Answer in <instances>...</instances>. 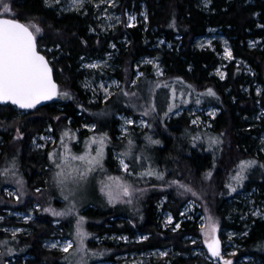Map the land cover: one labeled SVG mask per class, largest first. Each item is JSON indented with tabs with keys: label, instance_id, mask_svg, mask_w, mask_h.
I'll return each mask as SVG.
<instances>
[{
	"label": "rangeland",
	"instance_id": "obj_1",
	"mask_svg": "<svg viewBox=\"0 0 264 264\" xmlns=\"http://www.w3.org/2000/svg\"><path fill=\"white\" fill-rule=\"evenodd\" d=\"M13 2L14 0H4V3L8 5L9 12L4 13L0 6V15L13 17L15 14ZM196 2L201 10H212L210 8L211 0H196ZM243 2L251 3L252 0H243ZM43 3L46 7L54 10L57 15L74 13L80 16H89L91 22H88V30L97 37L104 38L109 34L112 35L103 50L100 49L101 51L94 54L84 53L78 58L79 69L85 71L77 80V87L85 96L87 103L102 104L112 96L118 97L117 100L120 96V98L125 97L135 104L138 102L136 89L124 91L123 83L115 73L120 65L118 60L120 50L128 43L127 35L120 33V26H136L142 38V44H149L148 49L163 45L169 50L176 52L179 50L180 41L177 35L169 39L166 38L164 32H157L156 27H149L148 8L145 0H140L138 3L132 1L129 5L123 4L120 0H82V3L79 0H75V2L74 0H43ZM254 17H256V13H254ZM26 24L28 26L35 24L42 31V28L34 21H27ZM256 26L263 27L259 22H256ZM32 31L35 36L40 34L35 33L34 29ZM174 41L177 42L174 43ZM245 42L250 49H263L264 32L261 35H251L245 38ZM191 47L196 50L211 51L221 60L210 70V75L224 80L228 73L227 66L232 64L243 74V79L239 83L241 93L248 95L252 91L255 97L260 96L263 85L257 79L256 70L244 57L233 54L230 37L225 34L223 27L220 25L207 26L203 33L193 38ZM47 49L51 51L53 48L48 46ZM54 56L51 55L50 60ZM89 65H96V67H89ZM127 66L123 76L128 79L129 65ZM146 69L156 78H166L158 58L152 52H144L133 63L134 77L129 85L136 82L139 77L144 78ZM145 79L155 84L165 81L159 79L160 81L157 82L147 77ZM68 91L69 89L65 87L63 90L61 88L59 90L58 87L59 94L57 93L51 102L55 106H60L69 99ZM229 91L230 87L227 86L224 92L229 93ZM64 93L67 95H63ZM137 95L148 103L154 102L156 98V93L153 90L146 93L140 89L137 91ZM63 96L66 97L63 98ZM231 97L233 100L235 99L233 94ZM176 101L177 97L170 98L166 102V107L172 106ZM111 108L112 104H108L107 114ZM103 109H105L104 106L100 111L105 112ZM136 109L138 110V107H135V111ZM23 111L16 110L18 114ZM134 112L118 111L113 115L116 119L115 137L122 143L118 150L111 151L113 161L111 170L107 167V147L110 143L108 132L102 133V127L94 130L96 124L92 120H82L79 125L73 126L71 118L62 124L58 132L59 136H56L52 124L48 121L40 132H35L29 138L27 146L31 150L39 152L47 149L49 155L56 154L55 159L59 162L60 158L65 155V145L68 148L69 158L72 155L94 156L100 144H93L91 141L93 139L99 141L101 137H106L103 143L101 166H96V170L89 173L86 179H80L78 172L72 171V169L80 171L85 169L86 166L80 161L69 160L70 167L65 168L64 171L66 173L71 171V177L65 179L61 184L57 182L56 176L61 168H57L49 157L50 164L45 163L43 167L35 164V171L30 174V178L26 177L23 170H20L16 159L4 160L0 166L2 176L0 179V264H28V261L35 258L32 254L25 252L24 248H17L15 245L17 240H22L25 243V237L34 230L33 223L40 225V222L50 226L49 233L40 238V245L45 250L53 252L56 262L51 264H156L158 262L172 264L178 257L194 260L192 263L185 262L184 264H225V261H230L231 264H264L260 258L241 252L244 247L243 237L247 235L252 221L264 219V187L262 188L260 185H253L248 189L243 187L248 176L257 177L262 171V162L257 158L264 155V128L261 127L264 121V109L260 100L256 101L255 112L242 115V119L248 124L247 128L250 127L252 130L248 135V142L242 144L243 150L249 151V154L246 158L241 155L236 157L234 162H237L232 163L234 169L231 168L230 174L222 179L221 182L228 186V192L219 206L212 197L215 187L207 172L199 179V182L204 185L203 191H201L200 185L196 187V182L192 183L185 178L168 179L160 183L150 179L151 175H143V173L153 172L151 159L148 154H144V146L136 147L129 135L132 129L137 132L143 129L148 121L144 113L134 114ZM182 112H186L190 123L195 127L208 130L213 125V119L219 113V108L212 103L206 105L196 102L184 103L168 110L167 119ZM98 113L100 112H94V115L100 120L102 115H98ZM101 122L105 123L103 118ZM78 131H82L83 134H77ZM64 133H68V135L65 136ZM218 139L219 137L216 139V136H212L211 142L215 140L216 145H219ZM2 140L3 137L0 135V146ZM121 160L128 165L127 171L121 165ZM130 161L132 162L131 166ZM247 161H254V163L243 170L242 179H234L241 172L239 167L241 162ZM155 174L157 175L156 171ZM108 177H119V183L128 185L131 194L124 196ZM104 185H108V187H104ZM102 187H104V191H101ZM109 191L113 197L111 203L107 195ZM30 197L35 199H29ZM170 197H173L177 202L180 201L177 208L175 207L177 216L166 205L167 201L173 200ZM150 198L152 216L161 229L176 231L188 228V231L180 237L183 248L176 249L172 245L137 248L135 244L146 240L150 234L135 227L129 230L120 229L125 224H122V220L132 226L137 222H142L144 219L143 208L146 205V200ZM19 203L24 207H15ZM96 205H105L108 213H115L116 210L124 213L109 216L110 221L116 220L118 226L110 228L111 225L107 223L103 228L110 229L102 230L100 225L104 221L102 222L101 218L95 222L97 224H89V221L93 220V217L91 219L89 217L92 214L89 207L96 209ZM54 212L64 214L57 216L53 214ZM129 214H136L139 220L127 218L126 215ZM40 216L46 217L47 223L46 220H40ZM13 232H15L14 236ZM215 232L220 238L222 247L220 255L212 258L208 253L207 246L213 241ZM70 242L72 247L65 252L63 260L61 254L64 251L61 249ZM52 244H56L57 247H52ZM119 244L121 247L114 250V246ZM111 253L112 257H109L108 255Z\"/></svg>",
	"mask_w": 264,
	"mask_h": 264
},
{
	"label": "trees",
	"instance_id": "obj_2",
	"mask_svg": "<svg viewBox=\"0 0 264 264\" xmlns=\"http://www.w3.org/2000/svg\"><path fill=\"white\" fill-rule=\"evenodd\" d=\"M120 1L129 5L132 1L138 3L140 0ZM145 2L148 8L149 27H156L157 32H164L166 38L169 39L177 35L180 41L179 50L177 52L169 50L163 45L148 49L149 44H142V38L136 26H120V33L127 35L128 43L120 50L118 58L120 65L115 73L123 83L124 91L136 89L138 102L135 104L125 97L120 98V96L117 100L118 97L112 96L104 103L99 104L87 103L85 96L77 87V80L85 71L79 69L78 58L84 53L94 54L103 50L112 35L109 34L103 38L89 32L88 22H91L89 16H80L74 13L57 15L54 10L44 5L43 0H14L15 14L13 17L24 23L30 20L34 21L42 28L40 34L35 36L37 48L48 59L55 54L49 62L58 82L59 90L60 88L63 90V87L69 89V99L66 98L68 100L60 106H55L50 101L23 111L21 114H18L17 109L9 103L0 104V135L3 137L0 146V166L5 159H16L20 170H23L26 177L30 178V174L35 171V164L41 167L45 163L50 164L48 159L50 155L47 149L42 152L31 150L27 146L29 138L35 132H40L48 121L52 124L56 136H59L58 132L62 124L71 118L73 126L79 125L82 120H92L96 124L94 130L102 127V133L108 132L110 143L107 147V167L111 170L113 164L111 151L118 150L122 143L115 137L116 119L113 115L118 111L131 113L135 111V107H138L134 114L144 113L148 124L138 132L132 129L129 136L135 142L136 147L144 146V154H148L151 159L154 170L151 172L150 179L163 183L168 179L185 178L192 183L196 182V187L200 185L201 191H203L204 185L199 182V179L207 172L215 187L212 197L218 206L220 205L228 192V186L221 182L222 179L230 174L232 165L237 162H234L236 157L241 155L246 158L249 154V151L243 150L242 144L248 142V135L252 130L250 127L247 128L248 124L242 119V115L256 111L257 99L260 100L264 109V48L250 49L245 42V38L251 35H261L264 32V0H252L251 3H244L243 0H211L210 8L212 10L208 11L201 10L196 0H145ZM254 13H256V17H254ZM256 22L261 23L263 27H257ZM214 25L223 27L225 34L230 37L233 54L244 57L256 70L257 79L263 85L262 93L258 98L252 91L248 95L241 93L239 83L243 79V74L237 67L229 64L227 77L224 80H219L210 75V70L221 60L211 51L196 50L191 47L192 40L196 35L203 33L207 26ZM176 42L174 41V43ZM48 46L53 49L49 51ZM144 52H152L158 58L166 78H156L146 69L144 78L139 77L136 82L129 85L134 77L133 63ZM127 65H129L128 79L123 76ZM145 77L157 82L160 81L159 79L165 81L155 84L151 83L152 81H146ZM227 86L230 87L229 93L224 92ZM140 89L146 93L153 90L156 93L155 101L148 103L145 99L139 98L137 91ZM196 89L199 91H194ZM209 90L214 94L209 95ZM231 94L235 96L234 100ZM173 97H177V101L167 108L166 102ZM193 102L205 105L212 103L218 106L219 113L213 119V125L208 130L195 127L190 123L186 112L167 119L168 110L184 103ZM108 104H112V108L107 114ZM103 106L105 112L100 111ZM94 112H100L98 113V115H102L100 120L94 115ZM102 118L105 123L101 122ZM261 127L264 128V121ZM77 134H83V132L78 131ZM212 136H216V139L219 137V145L211 144ZM205 139L207 140L205 141ZM152 141H157V143ZM209 144L211 146L208 147ZM257 158L262 162V171L257 177L248 176L245 179L243 187L246 189L253 185L264 187V155ZM32 194L35 193L32 192ZM170 198L173 200L167 201L166 205L177 216L176 208L180 201L177 202L173 197ZM29 199L35 198L30 197ZM150 200L151 198L147 199L145 207L143 206L144 219L142 222H137L132 226L122 220V224H125L120 229L129 230L135 227L150 234L146 240L135 244L137 248L165 245H172L176 249L183 248L180 237L188 231V228L176 231L161 229L152 216V201ZM15 207L22 208L24 206L19 203ZM95 207L96 209L89 207V210L92 211L89 217L90 219L93 217L94 220H90L89 224L94 225L93 223L101 218V221H104L100 225L102 230L118 226L117 221H110L109 216L124 213L119 210H116L115 213H108L105 205H96ZM126 216L139 220L136 214ZM40 220H46V223L48 221L44 216H40ZM107 223L111 227L103 228ZM33 224L34 230L25 237L28 242L17 240L15 246L24 248L25 252L35 257L30 260L31 262L28 261V264L56 262L53 252L45 250L40 245V238L49 233L50 226L43 225L41 222L40 225ZM243 244L241 252L254 255L264 261V219L252 221L247 235L243 237ZM120 247V244L115 245L114 250ZM65 254V252L61 254L62 258ZM108 256L112 257V253ZM193 261L192 258L178 257L172 264L192 263Z\"/></svg>",
	"mask_w": 264,
	"mask_h": 264
},
{
	"label": "snow or ice",
	"instance_id": "obj_3",
	"mask_svg": "<svg viewBox=\"0 0 264 264\" xmlns=\"http://www.w3.org/2000/svg\"><path fill=\"white\" fill-rule=\"evenodd\" d=\"M75 2V0H74ZM82 3V0H79ZM0 6H2L3 12H9L8 5L4 3V0H0ZM132 19V18H130ZM30 27L34 29L35 33H40L41 29L35 24L27 26L16 22L13 19H0V103L11 102L20 108H32L41 99H51L56 94V85L51 78V69L48 67V63L45 58L37 51L35 35ZM227 53V50H226ZM230 56V53H227ZM89 67H96V65H89ZM223 78V77H222ZM209 95L214 93L209 90ZM63 95H67L64 93ZM131 123V121H128ZM65 136L68 133H64ZM106 137H101L99 141L93 139L91 143H99L100 147L96 149L94 156L85 155H72L70 158L67 155L68 148L65 145V155L60 158L59 162L55 159L56 154H50V159L56 164L57 168H61L60 172L56 173L58 178L57 182L63 184L64 180L71 177V171L65 172V168L70 167L69 160L80 161L85 165V169L80 171L79 169H72L77 171L80 179H86L87 175L96 170V166H101L103 158V143ZM157 143V141H152ZM216 141L213 140L212 143ZM124 170H128V165L123 160L120 161ZM254 161L241 162V172L237 174L234 179L240 180L243 178V170L250 167ZM143 175H152L151 172L143 173ZM210 175V174H209ZM162 179V177H159ZM110 181L116 184V187L121 190L124 196H129V186L126 184H120L119 177H108ZM108 187V185H104ZM104 187L101 191H104ZM191 191L190 189H186ZM109 196V202H112V193H107ZM195 195V193H193ZM129 203L131 201H128ZM54 215L60 216L64 213L54 212ZM169 222H171L169 220ZM179 227V225H177ZM15 232H13V236ZM82 235V234H81ZM52 247H57L56 244H52ZM72 247L71 242L62 247V251L67 252ZM209 251L212 256H219V242L213 241L208 245ZM163 255V254H162ZM225 264H231L230 261H225Z\"/></svg>",
	"mask_w": 264,
	"mask_h": 264
},
{
	"label": "water",
	"instance_id": "obj_4",
	"mask_svg": "<svg viewBox=\"0 0 264 264\" xmlns=\"http://www.w3.org/2000/svg\"><path fill=\"white\" fill-rule=\"evenodd\" d=\"M0 19H13V20H15V21L18 22V23H21V24L26 25L24 22H22V21H20V20H18V19H16V18H14V17H10V16L0 15ZM30 30H31V29H30ZM35 42H36V40H35ZM36 47H37V45H36ZM37 51H38V53H39L40 55H42V56L45 58V60H46L47 63H48V67L51 69V78H52L53 83L56 85V94H57V90H58V82H57V80H56L55 77H54V74H53V70H52L51 64H50L48 58H47L42 52H40V51L38 50V48H37ZM56 94L53 95L51 99H41L38 103L35 104L34 107H37V106H39V105H42V104H45V103L50 102L52 99L55 98ZM4 103H9V104H11L13 107H15V108H17V109L25 110V111L34 108V107H32V108H20L19 106L12 104L10 101H9V102H4ZM0 104H2V103H0ZM213 241H218V242H219V253H220V252H221V247H222V245H221L220 238L218 237V234H217L216 232H215V234H214V236H213ZM213 241H212L211 243H213ZM211 243H210V244H211ZM208 245H209V244H208ZM207 250H208L209 255H210L212 258H216V257H218V256H212L211 252L209 251V247H208V246H207Z\"/></svg>",
	"mask_w": 264,
	"mask_h": 264
}]
</instances>
